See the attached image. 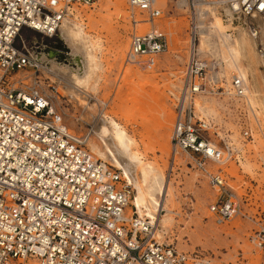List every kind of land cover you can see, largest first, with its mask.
Here are the masks:
<instances>
[{"label": "built area", "instance_id": "built-area-1", "mask_svg": "<svg viewBox=\"0 0 264 264\" xmlns=\"http://www.w3.org/2000/svg\"><path fill=\"white\" fill-rule=\"evenodd\" d=\"M174 1L187 6L190 45L181 87L173 96L172 165L181 154L217 191L209 206L216 222L223 224L240 214L250 218L256 228L249 241L264 249V176L263 206L244 212L243 205L253 202L252 187L239 194L229 169L254 153L248 148L257 146L259 136L264 140V124L258 108L246 98L245 80L236 74L229 81L218 60L202 56L197 37L207 28L203 16H208L199 8L216 4L226 18L244 19L264 53V0ZM94 2L0 0V264H215L180 251L162 240L159 224L133 209L129 212L132 184L119 168L93 155L87 145L89 129L82 134L71 130L54 101L60 95L58 82L49 83L51 93L44 90L37 75L41 61L16 44L22 28L52 37L74 5ZM128 2L135 29L149 25L131 34L127 62L151 70L170 47L169 34L157 24L162 10L155 0ZM28 70L33 73L20 74ZM198 96L237 102L239 135L200 113Z\"/></svg>", "mask_w": 264, "mask_h": 264}, {"label": "rangeland", "instance_id": "rangeland-1", "mask_svg": "<svg viewBox=\"0 0 264 264\" xmlns=\"http://www.w3.org/2000/svg\"><path fill=\"white\" fill-rule=\"evenodd\" d=\"M158 1L156 6L162 10V16L157 24L169 34L170 47L168 52L159 56L155 68L145 71L127 62L131 34L135 30L138 33L144 32L149 25L141 24L135 29L128 0H95L92 5L76 4L72 15L68 17L82 23L86 32L98 43L100 67L89 92L71 95L68 84L45 68V64L37 75H40L43 88L49 93V83L58 82L60 95L54 101L72 131L82 134L89 129L91 137L96 138V122L98 124L101 114H108L115 117L135 138L137 148L145 155L146 162L160 175L165 188H170L168 194L164 191L167 202L161 220L165 218L166 221L159 223L162 240L172 243L180 251L209 258L215 264H264V249L256 248L249 241L256 223L242 214L223 224L217 223L209 209L210 204L216 200L217 191L198 170L187 164L181 154L176 156L175 165H172L174 156L171 133L175 118L173 96L181 87L180 74L189 55V13L187 6L183 5L184 1L178 4L174 0ZM203 7L199 11L208 15L203 18L206 20L205 30L209 39L207 49L200 52L209 61L218 60L230 81L231 76L238 73L234 66L228 64L227 50L213 24L218 21L217 17L220 21L223 19L218 12L217 17L214 16L210 6ZM222 16L227 20L224 23L228 24L232 20L238 29L230 30V33H243L241 37L245 40L243 44L246 48L243 51L247 53H243L242 60L248 70L250 91L246 98L258 108L259 118L264 124V56L258 52L248 28L243 25L244 19ZM136 18L141 19L142 16L137 12ZM16 44L34 55L43 46L62 57L68 52L59 31L50 37L24 27ZM32 73V70L20 72L24 75ZM235 103L228 98L212 96H198L195 99L200 113L214 119L221 126L233 129L238 136ZM259 137L257 146L248 148L249 152L253 149L254 153L248 154L240 165L232 163L229 167L236 176L234 184H237L239 194L246 191L245 187H252L250 192L253 194V202L243 205L244 212H256V208L263 206L261 186L264 174L260 172L262 160L259 162V157L263 155L264 140ZM161 196L158 193V197ZM130 207V212L132 208L136 210L135 206Z\"/></svg>", "mask_w": 264, "mask_h": 264}, {"label": "bare ground", "instance_id": "bare-ground-1", "mask_svg": "<svg viewBox=\"0 0 264 264\" xmlns=\"http://www.w3.org/2000/svg\"><path fill=\"white\" fill-rule=\"evenodd\" d=\"M114 1L117 2L118 0ZM157 2L159 3L158 0H155V3ZM207 6H210V10L214 16H216V12H218L223 19L220 21L216 16L218 21L215 23L213 22L214 28L221 43L227 50L228 64L234 66L238 76L245 80L247 84L246 94H249V74L242 60V57L244 58L243 53H247L243 51L246 50L244 47L245 40H242L241 37L243 33L241 34L240 32V35H234L229 32L230 30L237 29V27H234L232 20L228 21V24L224 23L227 22V20L222 16L220 6L216 4ZM74 8L75 5L63 19L58 30L68 47V52L65 56H60V54L55 53L47 46L41 47L39 51L35 53V56L41 61L42 65L45 64V68L52 71L55 76L68 84L70 88L69 91L72 92L71 95L75 94V96H77L79 93L89 92L95 83L100 64L98 56L99 47L98 43H96L97 41H95L96 39H93V37L86 32L84 25L77 22L78 20L75 21L68 18L72 15ZM200 8L204 7L201 6ZM208 39L207 31L205 29H200L198 31L199 51L207 49ZM256 48L258 50L257 46ZM258 52L264 56L263 52L259 50ZM128 63L146 71V69L133 62ZM112 117L108 114H101L99 116L98 124L96 122V135H94L96 138L91 137V133H89L87 143H89L93 155L96 158L111 163L119 168L126 181L134 186L135 195L131 198V202L136 207V210L132 209L139 217L148 218L153 224H159L161 221L165 223V218L161 220L163 216L162 211L165 210V204L167 202V198L164 197V191L168 194L169 192L167 191L170 188H165L160 175L146 162L145 155L137 148V141H135V138L114 119L115 117ZM158 193H161L162 196L158 197Z\"/></svg>", "mask_w": 264, "mask_h": 264}]
</instances>
